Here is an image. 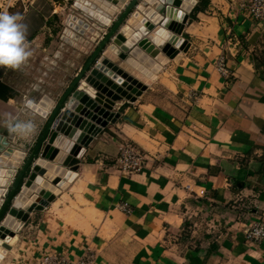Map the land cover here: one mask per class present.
<instances>
[{
	"label": "crops",
	"instance_id": "obj_1",
	"mask_svg": "<svg viewBox=\"0 0 264 264\" xmlns=\"http://www.w3.org/2000/svg\"><path fill=\"white\" fill-rule=\"evenodd\" d=\"M201 1L161 79L116 103L120 117L77 157L69 187L29 214L0 264L47 248L89 251L93 264H264V239L246 237L264 221V23L240 0ZM2 73L0 121L25 122ZM127 143L145 154L140 170L117 165Z\"/></svg>",
	"mask_w": 264,
	"mask_h": 264
},
{
	"label": "water",
	"instance_id": "obj_2",
	"mask_svg": "<svg viewBox=\"0 0 264 264\" xmlns=\"http://www.w3.org/2000/svg\"><path fill=\"white\" fill-rule=\"evenodd\" d=\"M89 1L102 6H117L122 2ZM188 1L130 0L62 96L55 100L44 94L39 100L38 106L50 115L29 152L0 132V153L11 158L19 151L25 159L8 196L0 206V253L4 248L11 249L9 242L27 221L24 216L26 212L43 209L52 201V196L59 195L69 187L77 169L76 165L73 166L77 157L110 122L120 117V112L114 110L117 101L123 98L135 101L152 83L154 73L148 62L153 60L162 66L168 62L167 48L176 37V32L166 25L167 9L172 7L177 13L184 12L188 8ZM141 3L151 7L155 17L151 18L138 10ZM184 15L185 24L189 14ZM149 23L153 25L148 30L150 33L144 32V26ZM157 31L162 32L164 44L161 46L150 36ZM110 43L117 51L108 48ZM91 90L96 92L95 95L91 94ZM68 140L75 143V148L59 162L47 158L43 152L48 150L51 143L54 149L60 150L59 143ZM72 159L75 162L72 163ZM39 178L48 182V188L37 184ZM31 194H38L39 206L32 210V202L27 206L18 204L19 195L28 197Z\"/></svg>",
	"mask_w": 264,
	"mask_h": 264
},
{
	"label": "rangeland",
	"instance_id": "obj_3",
	"mask_svg": "<svg viewBox=\"0 0 264 264\" xmlns=\"http://www.w3.org/2000/svg\"><path fill=\"white\" fill-rule=\"evenodd\" d=\"M129 2L122 0L117 6H102L89 0H0V13L19 14L22 17L21 23L26 25V43L31 52L28 60L17 69L0 66V73L4 72L2 74L18 90L25 107V122L30 121L35 125L34 132L22 134L10 130V126L16 122L8 124L0 121V132L8 135L12 143L29 152L50 115L38 108L39 100L44 94L58 97L68 88ZM177 41H171L170 45L180 48L182 43L177 45ZM108 48L117 51L111 43ZM178 52L169 56L174 57ZM161 70L162 67L154 73L153 79H161L162 74H158ZM5 158L9 159L0 153V161ZM24 162L25 159L21 160L17 167L6 164V161L0 165L8 173L5 182L0 184V206ZM18 243L15 240L14 245Z\"/></svg>",
	"mask_w": 264,
	"mask_h": 264
},
{
	"label": "built area",
	"instance_id": "obj_4",
	"mask_svg": "<svg viewBox=\"0 0 264 264\" xmlns=\"http://www.w3.org/2000/svg\"><path fill=\"white\" fill-rule=\"evenodd\" d=\"M239 9L255 22L264 23V0H240ZM219 68L225 71L224 59L219 60ZM145 154L131 143L124 144L117 158V165L123 171L140 170L144 164ZM125 210L129 208L125 205ZM249 241L260 242L264 239V221L251 224L246 231ZM93 255L86 251L77 258H71L65 250L55 248L43 249L39 254L33 253L22 258L20 264H93Z\"/></svg>",
	"mask_w": 264,
	"mask_h": 264
},
{
	"label": "bare ground",
	"instance_id": "obj_5",
	"mask_svg": "<svg viewBox=\"0 0 264 264\" xmlns=\"http://www.w3.org/2000/svg\"><path fill=\"white\" fill-rule=\"evenodd\" d=\"M171 1L173 2L175 0H170V3H171ZM196 2H197V0L188 1V3H187L188 8L184 12H179V13H177L174 8L168 7L167 18L165 19L166 25L169 26L170 28H174V31L176 32V34H179V32H181V28H182L181 26L185 22V15L184 14L187 13V11L190 10L193 6H195ZM138 10H140L143 14H145L149 17L152 16L151 18L155 17L154 10L149 6H146V4H143V3L139 4ZM152 27H153V25L151 23H149L148 25L144 26L143 30H144V32H149L148 30H150ZM150 36L152 37V40L154 42H156L157 45L161 46L164 44V40H163V36H162L161 31H157L153 35H150ZM173 41H176V37H174L172 42ZM172 45L173 44L169 45L167 48L168 54H171L175 50V48L172 47ZM169 49H170V52H169ZM148 66L150 67V70H152L153 73H157L162 67V65L160 63L155 62L153 60H150L148 62ZM95 93L96 92L94 90H91V94L95 95ZM99 95L101 98H105L103 95H101V94H99ZM96 96H97V94H96ZM38 108H40V107L38 106ZM74 144L75 143H73L72 140L64 141V142L59 143V145H58L60 147V150H56L53 148L52 143H51L48 150L47 151L44 150L43 152L47 155V158H52L56 162H59L60 160H62L65 157L67 152H71L75 148ZM23 158H24L23 153L17 151L11 158H9V159L5 158L7 160H5V159L1 160L0 165L4 164V161H6V164H10L12 166L17 167L19 165V163L21 162V160H23ZM75 159H72L71 162L73 163L75 161ZM5 169L6 168H4V169L0 168V184L4 183L5 179H6L5 177L8 176L7 175L8 173H5L7 169L6 170ZM75 176L76 175L74 173V176L71 178L70 182H72L74 180ZM37 184L43 188H48V186H49L48 182L41 179V178H39L37 180ZM1 194H2V189H0V196H1ZM26 198H27V200H26ZM55 198H56V196H52V200H54ZM39 200H40V197L38 196V194H31L28 197H26L24 195H19L17 202H18V204H23V206H27L32 202L30 209L33 210L37 206H39ZM30 213H31V211L25 213L24 216H25L26 220L29 218ZM2 258H3V255L0 253V259H2Z\"/></svg>",
	"mask_w": 264,
	"mask_h": 264
},
{
	"label": "clouds",
	"instance_id": "obj_6",
	"mask_svg": "<svg viewBox=\"0 0 264 264\" xmlns=\"http://www.w3.org/2000/svg\"><path fill=\"white\" fill-rule=\"evenodd\" d=\"M19 14L0 13V66L19 68L31 55L26 43V25L21 23ZM10 130L18 133L35 131L32 122H16Z\"/></svg>",
	"mask_w": 264,
	"mask_h": 264
},
{
	"label": "trees",
	"instance_id": "obj_7",
	"mask_svg": "<svg viewBox=\"0 0 264 264\" xmlns=\"http://www.w3.org/2000/svg\"><path fill=\"white\" fill-rule=\"evenodd\" d=\"M208 3H209L208 0H202V1H201V6H202V8H203L204 6H207ZM203 5H204V6H203ZM199 7H200V6H197V7H196V10H197V9H200Z\"/></svg>",
	"mask_w": 264,
	"mask_h": 264
},
{
	"label": "flooded vegetation",
	"instance_id": "obj_8",
	"mask_svg": "<svg viewBox=\"0 0 264 264\" xmlns=\"http://www.w3.org/2000/svg\"><path fill=\"white\" fill-rule=\"evenodd\" d=\"M42 133V132H41ZM39 139V138H38Z\"/></svg>",
	"mask_w": 264,
	"mask_h": 264
}]
</instances>
